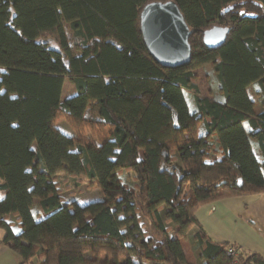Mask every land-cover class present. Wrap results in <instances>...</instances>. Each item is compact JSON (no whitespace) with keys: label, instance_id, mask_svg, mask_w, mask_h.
<instances>
[{"label":"trees","instance_id":"obj_1","mask_svg":"<svg viewBox=\"0 0 264 264\" xmlns=\"http://www.w3.org/2000/svg\"><path fill=\"white\" fill-rule=\"evenodd\" d=\"M168 1L190 30L179 68L159 65L140 32L143 7ZM214 26L229 34L209 49L202 34ZM205 65L212 99L195 83ZM65 80L75 93L61 100ZM176 87L192 94V112ZM92 104L98 118L87 120ZM263 171L264 0H0V244L21 264H189L179 241L198 226L195 212L264 194ZM81 177L101 200L61 196ZM197 241L203 264H264L200 228Z\"/></svg>","mask_w":264,"mask_h":264},{"label":"crops","instance_id":"obj_2","mask_svg":"<svg viewBox=\"0 0 264 264\" xmlns=\"http://www.w3.org/2000/svg\"><path fill=\"white\" fill-rule=\"evenodd\" d=\"M92 105L96 107L98 118L97 106ZM202 133L203 131L199 134ZM254 148L256 151L258 149L253 146L256 158L262 161L260 152L256 153ZM194 216L198 226L192 227L179 241L189 264H203V260L199 258L198 241L196 242L199 228L214 243L234 245L243 251L257 254L264 260V194L220 199L200 207ZM2 236L0 230V241ZM21 263L22 259L17 253L0 244V264ZM33 264L38 263L34 260Z\"/></svg>","mask_w":264,"mask_h":264},{"label":"water","instance_id":"obj_3","mask_svg":"<svg viewBox=\"0 0 264 264\" xmlns=\"http://www.w3.org/2000/svg\"><path fill=\"white\" fill-rule=\"evenodd\" d=\"M140 32L149 55L162 67L188 65L191 47L190 30L173 1L152 2L140 13ZM229 34L226 28L214 26L203 32L202 42L209 49L222 46Z\"/></svg>","mask_w":264,"mask_h":264},{"label":"rangeland","instance_id":"obj_4","mask_svg":"<svg viewBox=\"0 0 264 264\" xmlns=\"http://www.w3.org/2000/svg\"><path fill=\"white\" fill-rule=\"evenodd\" d=\"M63 29L65 32L68 44L70 45V48L73 51V54H77V52L75 51V41H74V38L71 34L70 27L65 22L63 23ZM193 73L195 75V79H196L195 83L198 87L200 96L207 97L210 99L219 96L217 94V81H216L215 75L212 71V67L210 65H205L201 68H198V69L194 70ZM256 91H257V88L255 85L247 88V94H248L249 98L253 100L254 105H255V111H256L255 113L258 114L259 113L258 110L260 108L261 100L259 98H257ZM74 92H75V89H74L73 85L68 80H65L63 90H62L61 100H64L65 98L73 95ZM175 92H176L177 98L179 100L181 111L184 114L192 112L193 111L192 107L194 106L192 94L190 92L180 88V87H176ZM95 108L96 107L94 105H90L87 108L85 116H84L87 120L97 119ZM55 126L62 133H64V135L67 137V139H69V138L71 139L75 135L65 120H58L56 122ZM202 131H203L202 126H200L199 127V133H201ZM254 150H255V148H254ZM255 152L259 153V150L258 151L255 150ZM127 176H128L127 174L121 175L124 182H126ZM80 179L82 180V183L77 188L76 187H73V188L68 187L67 190H63L61 192V196L66 201L75 200L78 204L85 205V204L90 203L92 201H99L102 199L101 191L98 188L92 187V188L88 189V187H87L88 184H87L85 178L81 177ZM105 179H107V178H105ZM100 180L103 181L102 178H100ZM111 181L113 182L114 180L112 179ZM192 238H193V236H192ZM89 258H90L89 256H85V259H89Z\"/></svg>","mask_w":264,"mask_h":264},{"label":"built area","instance_id":"obj_5","mask_svg":"<svg viewBox=\"0 0 264 264\" xmlns=\"http://www.w3.org/2000/svg\"><path fill=\"white\" fill-rule=\"evenodd\" d=\"M228 253H229V255H233L235 253V250L230 248Z\"/></svg>","mask_w":264,"mask_h":264}]
</instances>
